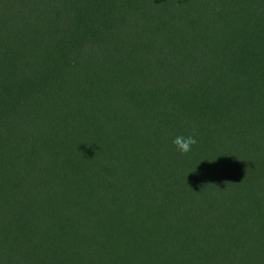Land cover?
I'll use <instances>...</instances> for the list:
<instances>
[{
  "label": "trees",
  "instance_id": "obj_1",
  "mask_svg": "<svg viewBox=\"0 0 264 264\" xmlns=\"http://www.w3.org/2000/svg\"><path fill=\"white\" fill-rule=\"evenodd\" d=\"M0 264H264V0H0Z\"/></svg>",
  "mask_w": 264,
  "mask_h": 264
},
{
  "label": "rangeland",
  "instance_id": "obj_2",
  "mask_svg": "<svg viewBox=\"0 0 264 264\" xmlns=\"http://www.w3.org/2000/svg\"><path fill=\"white\" fill-rule=\"evenodd\" d=\"M203 137L205 139H208V141H209V145H208V149L209 150H211V149L214 150V151L217 150V136L216 135L212 134V136L209 137L208 135L205 134V135H203ZM211 156H213V155H211ZM198 158L202 159V161H206V160L213 161V162H211V164H208L209 163L208 162L207 163L208 165H206V166H208L207 168L209 169V172L207 173L208 175L205 176L204 180L206 181V184H209V182H210L217 189V177H214V176L210 177V175L212 173V169L211 168H213L212 165H215V162H214L215 158L213 157V158L208 159V155H207L206 152L204 153V152H199V151H198ZM229 199L234 201V202L237 200L235 198H229Z\"/></svg>",
  "mask_w": 264,
  "mask_h": 264
},
{
  "label": "clouds",
  "instance_id": "obj_3",
  "mask_svg": "<svg viewBox=\"0 0 264 264\" xmlns=\"http://www.w3.org/2000/svg\"><path fill=\"white\" fill-rule=\"evenodd\" d=\"M172 143L175 145L179 152L188 153L192 150V146L197 144V140L194 135L185 136H176Z\"/></svg>",
  "mask_w": 264,
  "mask_h": 264
}]
</instances>
